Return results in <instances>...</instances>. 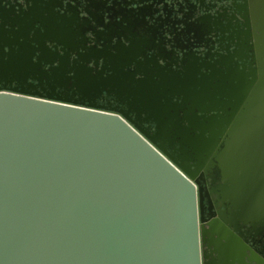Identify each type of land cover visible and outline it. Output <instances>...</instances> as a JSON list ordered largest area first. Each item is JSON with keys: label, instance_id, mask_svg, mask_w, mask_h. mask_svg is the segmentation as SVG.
<instances>
[{"label": "water", "instance_id": "water-1", "mask_svg": "<svg viewBox=\"0 0 264 264\" xmlns=\"http://www.w3.org/2000/svg\"><path fill=\"white\" fill-rule=\"evenodd\" d=\"M37 50L0 86L2 264H264L226 226L199 228L197 211V176L216 158L236 214L264 218V63L248 81L190 58L163 69L157 95L63 59L44 82L40 62L56 56ZM71 73L77 98L55 96ZM103 90L128 110L96 104Z\"/></svg>", "mask_w": 264, "mask_h": 264}, {"label": "flooded vegetation", "instance_id": "flooded-vegetation-1", "mask_svg": "<svg viewBox=\"0 0 264 264\" xmlns=\"http://www.w3.org/2000/svg\"><path fill=\"white\" fill-rule=\"evenodd\" d=\"M0 40V56L8 55L4 46L14 50L12 45L18 50L30 47L38 53L33 57L37 62L40 45L53 53L55 61H41L38 68L44 82L50 66L63 59L69 68L82 67L93 78L114 69L119 84L142 83L145 94L154 90L161 95L163 69L169 67L177 74L190 58L198 65L216 67L218 75H245L248 81L255 75L258 81L264 63V0H0ZM72 75H67V88L56 89L55 96L77 98L72 94ZM30 78L24 86L36 87L37 81ZM17 83L12 80V86ZM35 89L51 93L48 88ZM112 94L101 91L95 103L127 111L126 104ZM145 126L153 131L156 125ZM223 148L224 142L217 154ZM219 166L213 158L197 176L199 228L224 225L247 245V255L252 251L264 260V218L236 214L240 210L222 190L226 180ZM204 249L208 255L213 247Z\"/></svg>", "mask_w": 264, "mask_h": 264}, {"label": "snow or ice", "instance_id": "snow-or-ice-1", "mask_svg": "<svg viewBox=\"0 0 264 264\" xmlns=\"http://www.w3.org/2000/svg\"><path fill=\"white\" fill-rule=\"evenodd\" d=\"M43 2L47 3L48 0H43ZM142 6L143 5H141V7ZM35 28L40 29V25H36ZM0 43H3V41L0 40ZM12 48L15 50L13 54L0 56V86L2 87H7L8 84L11 83V79L13 77H17L20 74L24 73L25 71L28 73L29 71V69L23 66V63L21 61V55L23 53V50L18 51L17 45H12ZM3 52L9 53V48L4 46ZM117 55H119V53H117ZM34 56H38V53L36 52ZM34 56L31 57V62L33 64L37 63V61H34L33 59ZM4 95H9V94H4ZM191 103L193 104L192 100ZM0 264H2V261H0Z\"/></svg>", "mask_w": 264, "mask_h": 264}]
</instances>
